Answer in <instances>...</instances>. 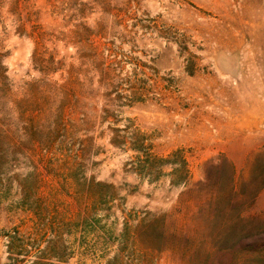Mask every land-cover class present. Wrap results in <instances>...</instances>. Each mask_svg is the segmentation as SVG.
Wrapping results in <instances>:
<instances>
[{
    "label": "rangeland",
    "instance_id": "374dc122",
    "mask_svg": "<svg viewBox=\"0 0 264 264\" xmlns=\"http://www.w3.org/2000/svg\"><path fill=\"white\" fill-rule=\"evenodd\" d=\"M101 24L105 37L97 35ZM89 36L121 48L128 80L113 94L118 126L134 122L165 159L179 160L172 153L181 150L189 178L174 183L185 174L172 175L170 163L155 180L133 171L136 152L110 144L98 116L105 101L89 98L95 135L106 133L84 174L113 185L118 198L110 212L96 213L89 233L72 238L75 253L64 264H264V0H0L6 82L24 107L6 100L3 109L17 126L40 111L34 85L45 76L35 50L60 61L51 78L62 82ZM33 159L41 161L45 204L75 218L68 173L81 179L83 172L58 152ZM29 170L20 163L15 172L21 179ZM21 197L15 181L0 205L1 229L32 224ZM6 243L0 235V264L8 261Z\"/></svg>",
    "mask_w": 264,
    "mask_h": 264
},
{
    "label": "trees",
    "instance_id": "16d2710c",
    "mask_svg": "<svg viewBox=\"0 0 264 264\" xmlns=\"http://www.w3.org/2000/svg\"><path fill=\"white\" fill-rule=\"evenodd\" d=\"M104 31L106 28L101 24L97 35L105 37ZM44 54L40 49L34 54L39 70L45 76L34 85L37 92L33 94L32 106L40 111L34 110L37 112L29 125L19 127L12 114L3 109L6 100L13 108L24 107L21 99L9 95L11 89L6 82L3 53L0 52V205L16 181L22 195L18 207L32 215V224L25 231L21 226H14L9 231L0 228V235L7 237L8 261L5 264H64L75 253L72 238L76 240L79 232L89 233L98 225L100 218L96 213L99 210L110 212L118 198L114 186L95 182L93 176L87 178L84 174L87 161L96 151V141L98 137H104L106 130L111 145L136 152L132 170L141 176L155 180L162 174V167L170 163L177 165L172 175L185 174V178H174V183H187L189 178L188 162L181 150L172 153L173 156L179 153V160L165 159L154 151L151 136L142 132L134 122L127 119L122 127L118 126L123 118L111 108L117 99L113 94H118L121 84L128 80L127 76H122L125 61L120 46L111 40L96 43L87 37V42L77 51L76 62H70L65 74L61 73L62 82L51 78L61 69L57 66L60 61H56L53 55L46 59ZM102 89L105 90L100 92ZM89 98L96 99V102L97 99L105 101L98 116L99 124L107 126L98 136L95 135L98 127L94 120L96 115L85 110H96V102L89 105ZM45 108H49L46 113ZM44 114L46 119L41 122ZM21 128L23 131H19ZM36 152H46V155L58 152L66 163H70L71 169L76 166L83 172L81 179L68 173L77 187L74 192L75 218L52 213L50 205L45 204L40 191L44 173L41 161L33 159ZM20 163L30 168L21 179L20 173L15 172Z\"/></svg>",
    "mask_w": 264,
    "mask_h": 264
}]
</instances>
